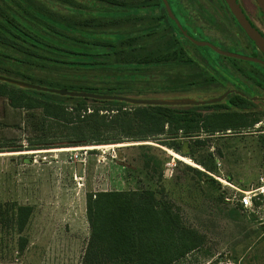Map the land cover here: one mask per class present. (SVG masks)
<instances>
[{
    "label": "rangeland",
    "instance_id": "rangeland-1",
    "mask_svg": "<svg viewBox=\"0 0 264 264\" xmlns=\"http://www.w3.org/2000/svg\"><path fill=\"white\" fill-rule=\"evenodd\" d=\"M168 2L181 27L187 31L192 26L193 31L187 33L194 39L241 54L238 46L232 42L229 46V29L239 34L241 31L228 14L225 15L234 26L227 24L228 29L222 24V30H218V19L207 14L208 0ZM254 2L238 0L251 21L264 32V20ZM10 11L18 16L25 13L27 19L33 18L32 22L57 25L70 42L71 39L86 42L97 39L109 43L108 50L121 42L119 55L125 53L122 44H132L133 52L145 62L137 61L127 69L115 70L112 66V70L67 68L62 72L50 66L56 73L67 76V79L57 74L48 76L50 81L59 82L54 88L88 85L93 87L92 91H73L138 99H193L204 103L162 106L191 107L201 114L238 110L250 116L259 115L256 123L263 121L262 102L229 91L222 100L207 102L226 93L220 94L226 88L214 81L215 76L239 80L241 87L254 96H264V76L251 77L253 71L247 72L249 63L238 60V67L229 66L230 57L224 58L210 47L196 46L175 34L160 0H0V14L9 17ZM13 51L21 54L18 46ZM78 58L87 60V57ZM162 58L161 63H155ZM0 76L20 82H6L18 88L32 89L25 84L50 87L32 77L26 80L25 74L0 70ZM235 95V103H230ZM107 101H89L86 112L94 106L100 114L109 116L123 105L111 102L117 100ZM129 105L133 104H124ZM37 120L39 117L31 118L24 110L11 108L7 99L0 96V204L7 220L0 225V264H81L89 237L86 195L102 190L141 188L154 190L169 199L178 208L182 221L205 237L199 250L175 264H215L219 260V264H264V234L251 216L224 201L219 180L249 187L259 175H264V146L260 139L263 126L257 128L255 123L235 130L192 131L187 140L191 147L181 148L192 154L189 158L161 145L162 136L134 141L115 127L104 129L95 137L108 141L77 146L73 144L76 139L70 138L69 130L61 123L44 119L39 130L35 126ZM84 134L92 139L88 130ZM196 140L205 143L197 144ZM78 161L84 164L81 177L75 171ZM18 205L32 209L20 232L13 220Z\"/></svg>",
    "mask_w": 264,
    "mask_h": 264
},
{
    "label": "trees",
    "instance_id": "trees-1",
    "mask_svg": "<svg viewBox=\"0 0 264 264\" xmlns=\"http://www.w3.org/2000/svg\"><path fill=\"white\" fill-rule=\"evenodd\" d=\"M160 4L173 32L182 39H187L166 11L162 0ZM171 12L175 17L172 10ZM7 15L9 17L0 14V70L4 73L25 74L26 80L32 77L38 79L40 84L54 88L59 82L50 81L48 76L57 74L58 77L62 75L64 79H67V76L56 73L53 71L54 67L49 68L50 66H55L63 72V69L67 68L86 71L112 70L111 67L114 66L113 70L127 69L137 61L141 64L145 63L142 59L139 60L141 55L133 52L135 47L132 44H122L125 53L119 55L121 42L113 50L110 48L108 50L109 43L97 39L91 42L71 39L70 42L57 25L32 22L33 18L27 19L25 13L24 16H18L10 11ZM16 23L21 24L24 29ZM17 46L21 54L13 51V49L17 50ZM180 46L182 50L183 46ZM64 57H73L74 60L69 61ZM78 57H87V60ZM157 60L160 62L155 63H161L164 59ZM68 85L67 90L92 91L93 89L88 85L84 87ZM0 96L7 99L11 108L24 110L31 118L39 117V121L35 123L39 130L44 119L61 123L69 130L70 138L76 139L73 144L77 146L108 141L95 137L102 130L115 127L126 138L134 141H147L156 138L155 136L157 138L162 136L164 139L159 141L161 145L189 158L192 154L182 151L181 148L191 147V143L187 140L192 131L235 130L240 127H251L260 120L259 115L250 116L238 110L201 114L194 112L191 107L124 106L126 103L123 101H111L123 105L106 116L100 114L99 109L94 106L90 108V112L86 111L89 101L97 103L108 102L107 100L61 96L45 91L18 88L6 82H0ZM236 97L237 95L231 97L229 102L235 103ZM37 110L39 113L34 117L33 113ZM84 130L92 133V139L85 137ZM180 138L183 140L181 141ZM260 139L264 146V134L260 135ZM195 142L205 143L204 140ZM199 163L204 165L203 162ZM189 168L198 172L192 167ZM31 210L28 205L16 207L13 220L19 232L25 226ZM85 214L89 237L81 264H175L199 250L205 243L203 234L182 221L178 208L169 199L159 196L151 189L102 190L87 194ZM4 221L7 220L3 217L0 204V225ZM219 262L220 260L215 264Z\"/></svg>",
    "mask_w": 264,
    "mask_h": 264
},
{
    "label": "water",
    "instance_id": "water-1",
    "mask_svg": "<svg viewBox=\"0 0 264 264\" xmlns=\"http://www.w3.org/2000/svg\"><path fill=\"white\" fill-rule=\"evenodd\" d=\"M227 4L228 8L230 9L231 13L233 14L234 18L240 25V27L243 29L245 34L248 36V38L254 43V45L258 48V50L264 55V36L256 29L254 28L249 21L246 19L244 14L242 13L238 3L236 0H224ZM257 4L263 20H264V0H254ZM166 11L169 13L170 17L175 21L177 24V27L180 29L182 35L186 37L189 41H191L196 46H207L213 49L216 53L222 54L224 56H229L233 58L243 59L247 61L252 62H259L264 65V61H261L257 58L248 57L244 55H240L237 53H232L228 51H223L218 49L217 47L213 46L212 44L206 42V41H199L194 39L192 36H190L186 29H183L179 22L177 21L176 17L173 16L170 6L167 2V0H162ZM0 80L4 82L9 83H20L16 80H12L7 77L0 76ZM23 83V82H21ZM26 87L32 88L39 91H45L50 93H55L61 96H70V97H87V98H93V99H100V100H117V101H123L129 104L133 105H167V104H180V103H204V101H194L193 99H183V100H160V99H138V98H132V97H124V96H118V95H106V94H98V93H91V92H84V91H73V90H67V89H60V88H52V87H45L41 85L36 84H25ZM228 93V91L219 96L218 98L210 99L207 102H217L224 98V96ZM84 170V164L82 161H78L75 164V171L76 175L81 177L83 175Z\"/></svg>",
    "mask_w": 264,
    "mask_h": 264
},
{
    "label": "flooded vegetation",
    "instance_id": "flooded-vegetation-1",
    "mask_svg": "<svg viewBox=\"0 0 264 264\" xmlns=\"http://www.w3.org/2000/svg\"><path fill=\"white\" fill-rule=\"evenodd\" d=\"M209 2V7L210 9L206 10L208 15H213L215 16L218 20L216 21L218 30H222L223 26H227V24H230V20L228 19V16L225 14H228L229 17L232 19V21L234 22V24L237 26V28L241 31V33L239 34L237 31L235 30H230L227 26V28L229 29V33H228V40L230 42L229 46L231 45V42L234 44L233 46H238L240 48V50L242 51L240 55H244V56H248V57H253V58H257L261 61H264V55L258 50V48L254 45V43L248 38V36L245 34V32L243 31V29L240 27V25L238 24V22L236 21V19L234 18L233 14L231 13L230 9L228 8L227 4L225 3L224 0H221V3H218L217 0H208ZM236 2L238 3V0H236ZM239 5V3H238ZM255 7L257 8V4H255ZM242 13L244 14V16L246 17V19L249 21V23L256 28L263 36H264V32L262 30H260L252 21L251 19L248 17V15L246 14L245 10H243V8H241V6L239 5ZM259 9V8H258ZM194 10V9H193ZM195 11V10H194ZM260 11V10H259ZM205 12V11H204ZM227 12V13H226ZM262 15V14H261ZM214 17V18H215ZM228 20L229 23H226ZM223 24V26H222ZM222 26V27H221ZM234 26V25H231ZM186 29V28H185ZM192 26H189V30L187 29V32L190 33L192 32ZM233 36V37H232ZM232 39V40H231ZM228 46V45H227ZM219 54V53H218ZM239 54V53H238ZM220 56L226 58L227 56H224L222 54H220ZM229 57V56H228ZM232 59L231 62H229V66H237L239 65V63L237 62L238 60L241 61H245L247 63H249L251 65V67L249 68V70H247L248 74H250L251 71V77L252 76H256L257 74H260L262 77L264 76V65L262 63L259 62H252V61H247V60H243V59H238V58H233L230 57ZM222 63V62H221ZM219 64V63H218ZM247 64V65H249ZM220 65V64H219ZM249 65V66H250ZM221 67V66H220ZM238 67V66H237ZM216 68V67H215ZM216 70V69H215ZM263 72V73H262ZM214 80L215 82H217L218 84H221L223 87H225L226 89L221 92L220 94L229 91L231 94H237L241 97H246L249 98L253 101L256 102H262L264 103V96H254V95H250L251 91H247L246 89H244V87H241L240 81L237 80V82L231 81V80H223L222 76L218 77L215 76ZM264 81V79H263ZM213 82V81H212ZM234 87V88H233ZM241 90H238L237 88ZM245 87H248L247 85ZM251 90V89H250ZM219 94V95H220ZM249 94V95H248ZM217 95V96H219Z\"/></svg>",
    "mask_w": 264,
    "mask_h": 264
},
{
    "label": "built area",
    "instance_id": "built-area-1",
    "mask_svg": "<svg viewBox=\"0 0 264 264\" xmlns=\"http://www.w3.org/2000/svg\"><path fill=\"white\" fill-rule=\"evenodd\" d=\"M255 126L257 128L260 126L264 127V118L263 121L256 123ZM261 133H264V129H262ZM219 180L224 191V201L232 208H238L246 215L251 216L264 234V175H259L256 182L249 187L232 184L227 179Z\"/></svg>",
    "mask_w": 264,
    "mask_h": 264
},
{
    "label": "bare ground",
    "instance_id": "bare-ground-1",
    "mask_svg": "<svg viewBox=\"0 0 264 264\" xmlns=\"http://www.w3.org/2000/svg\"><path fill=\"white\" fill-rule=\"evenodd\" d=\"M67 150H68V149H67ZM70 150H71V149H70ZM57 151H58V150H57ZM60 151H63V150L61 149V150H59V152H60ZM175 156H176V155H175Z\"/></svg>",
    "mask_w": 264,
    "mask_h": 264
},
{
    "label": "crops",
    "instance_id": "crops-1",
    "mask_svg": "<svg viewBox=\"0 0 264 264\" xmlns=\"http://www.w3.org/2000/svg\"><path fill=\"white\" fill-rule=\"evenodd\" d=\"M28 161V160H27ZM29 162V161H28ZM25 163V162H24Z\"/></svg>",
    "mask_w": 264,
    "mask_h": 264
}]
</instances>
